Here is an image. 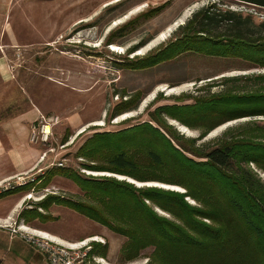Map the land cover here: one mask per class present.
I'll list each match as a JSON object with an SVG mask.
<instances>
[{
	"label": "rangeland",
	"instance_id": "1",
	"mask_svg": "<svg viewBox=\"0 0 264 264\" xmlns=\"http://www.w3.org/2000/svg\"><path fill=\"white\" fill-rule=\"evenodd\" d=\"M149 2L152 1L0 0V116H6L5 120L32 109L59 117L49 146L41 147L46 153V163L36 171V178L40 175L45 177L50 168L58 167L56 164L61 162V168H72L85 177H113L131 184L135 182L137 185H133L137 188L157 187L183 193L184 190L176 185L138 183L107 172L89 171L83 167L87 162L77 158L76 152L94 133L115 132L148 121L149 113L160 106L186 105L193 103L196 97H208L227 89L249 91L257 84L261 85L254 77L264 74V68L236 58L184 54L149 69H129L127 65L132 61L155 53L179 37L182 31L178 28L192 16L167 15L175 8H180L182 12L184 4L177 0L160 4L162 6L156 13ZM211 4L221 12L229 10L239 15H249L254 25L264 21V9L234 0H206L203 7ZM139 10L143 11L141 15H130L132 11ZM192 11L193 8H189L184 13ZM160 31L165 32L158 34ZM167 31L169 37L164 42L152 43ZM113 46L118 50L113 51ZM140 51L142 53L138 54ZM162 88L177 91L168 94ZM137 92L142 96L136 109L126 113L132 114L131 117L125 120L121 118L126 114L110 117L117 103ZM163 119L183 138L196 139L200 134V131L189 129L165 115ZM252 122L264 125V116L225 123L196 142L195 146L212 148L219 139L226 138L224 134L227 131L247 128V123ZM179 125L188 132H183ZM67 132V141L62 144ZM48 148L52 151L46 152ZM250 167L264 182V172L254 165ZM28 191L29 198L24 200L19 210V215L22 213L24 218H17V224L13 227L22 225L50 236L58 234L62 238H56L64 242L80 243L81 252L86 253L85 264L87 261L96 264L89 253L95 247L97 251L106 248V255L99 257L108 264H121L120 249L125 238L68 208L56 205L47 209L38 208V204L48 195L83 200L82 192L73 182L62 176H54L45 188L38 189L35 183ZM28 191L23 190L16 197H26ZM12 196L10 194L0 199V210ZM186 200L197 206L192 200ZM154 210L169 219L159 209ZM37 213L43 218L36 217ZM25 219L27 224L23 222ZM2 237L7 238V235L0 232V240ZM14 242L21 254L20 261L16 260L15 264H46L43 255L26 246L18 236ZM0 248L4 251L0 255L6 254L5 247L0 245ZM150 252L151 249H147L141 257L125 264H150L147 258Z\"/></svg>",
	"mask_w": 264,
	"mask_h": 264
},
{
	"label": "trees",
	"instance_id": "2",
	"mask_svg": "<svg viewBox=\"0 0 264 264\" xmlns=\"http://www.w3.org/2000/svg\"><path fill=\"white\" fill-rule=\"evenodd\" d=\"M235 1L264 9V0ZM178 29L182 31L179 37L127 67L145 70L184 54H196L236 58L264 68V21L254 25L249 15L221 12L211 4ZM254 79L261 85L249 91L227 89L193 98L190 104L160 106L149 113L148 121L115 132L94 133L76 152L89 171L138 183L176 185L183 193L137 188L113 177H85L72 168L54 166L45 177L40 175L35 182L0 193V198L28 191L35 183L43 189L51 178L62 176L79 188L83 200L48 195L38 208H68L125 238L121 264L141 257L147 249H151L150 264H264V182L250 167L264 172V125L247 123V128L227 131L226 138L212 148L195 146L225 123L264 116V75ZM141 96L137 92L117 103L110 117L134 111ZM163 115L200 134L196 139L183 138ZM68 136L67 132L62 144ZM35 215L43 218L40 213ZM23 216L21 213L18 220ZM23 222L28 223L27 219ZM89 253L103 257L106 248L97 251L95 247Z\"/></svg>",
	"mask_w": 264,
	"mask_h": 264
},
{
	"label": "crops",
	"instance_id": "3",
	"mask_svg": "<svg viewBox=\"0 0 264 264\" xmlns=\"http://www.w3.org/2000/svg\"><path fill=\"white\" fill-rule=\"evenodd\" d=\"M151 1L152 2L149 3L151 4V6H154L151 7L153 11L155 9L160 8L162 6L160 4L163 3L165 4V2H169L173 0H164V1L151 0ZM177 1H179V3L183 2L184 4L182 7V12L180 11V8H175V11L172 9L168 11L167 15H195L197 11L203 7L204 3H206V0H177ZM157 2H161V3H157ZM189 8H193V11L191 13H184V11ZM142 12L143 11L141 10L132 11L130 15H141ZM159 14H155V15H159ZM162 32L165 31H160L158 34ZM168 37H169V32L167 33L166 39ZM165 40L162 39L158 41L157 44L159 43L161 44ZM39 113L41 112H39L38 110L31 109L25 113L18 114L13 116L12 118H8L6 120L0 121V182L11 180L14 176L22 173L34 174L39 168L44 167V163H46L45 159L43 161L40 160V156L43 153V149H41V147H34L30 145L28 142L30 124L38 117ZM25 120H27V122H25ZM20 192L22 191L13 193V196L10 197L11 199L9 198L10 200L4 203L5 206L0 210V219L5 220V222L11 225L17 224L16 219L19 216V212H20L19 210L22 206V203L25 202L24 200L28 199L27 197L25 198L23 196L16 197ZM28 194H30L29 191L27 192L26 195ZM0 199H5V198L3 197ZM0 232L7 235V238L2 237L0 240V245L5 247V252H6V254L0 255V264H10V263L15 264L14 262L16 260L20 261L21 259L20 250L18 246L16 247V245H14L15 243L14 240L18 235H13L8 230L0 229ZM55 237H61V236L55 234ZM20 240L23 241V243L31 249V247L27 243H25L23 239L20 238ZM0 252L1 253L4 252L2 251V248H0Z\"/></svg>",
	"mask_w": 264,
	"mask_h": 264
},
{
	"label": "built area",
	"instance_id": "4",
	"mask_svg": "<svg viewBox=\"0 0 264 264\" xmlns=\"http://www.w3.org/2000/svg\"><path fill=\"white\" fill-rule=\"evenodd\" d=\"M58 124L59 117L56 115L39 113L38 117L29 127V144L35 147H48L53 136V130ZM47 151L50 152L52 149L48 148ZM44 156L46 157V153H43L41 160H44ZM56 166L62 167V163L58 162ZM36 176V173H22L14 176L11 180L2 181L0 182V193L35 182ZM29 195H26V197ZM13 226L15 224L11 225L5 222V220L0 219V229L8 230L11 234L18 235L33 250L41 253L47 264H85L86 253L81 252L82 247L79 246L80 243L71 244L50 236L45 232L28 229L22 225ZM93 260L96 264H108L99 256L96 257V255H93ZM86 264H89V261Z\"/></svg>",
	"mask_w": 264,
	"mask_h": 264
},
{
	"label": "bare ground",
	"instance_id": "5",
	"mask_svg": "<svg viewBox=\"0 0 264 264\" xmlns=\"http://www.w3.org/2000/svg\"><path fill=\"white\" fill-rule=\"evenodd\" d=\"M177 25V24H176ZM171 30H169V32H170ZM168 32V31H167ZM166 37H167V33H163V34H161L159 37H158V39H156V41H154V42H152L153 44H155V43H157L158 41H160V40H162V39H166ZM153 44H151L152 46H153ZM150 46V45H149ZM148 46V47H149ZM112 50L113 51H116V50H118V47H116V46H113V48H112ZM142 53V51H140V52H138V54H141ZM161 90H163V91H165V92H167L168 94H172V93H175L176 91H177V89H172V90H169L168 88H162ZM147 100H145L144 102H143V104L142 105H144V103L146 102ZM143 108V107H142ZM141 108V109H142ZM132 116V114H126L124 117H122L121 118V120H125V119H127V118H129V117H131ZM174 124H176L175 122H174ZM178 125V124H177ZM179 127H180V129L183 131V132H185V133H187L188 131H187V129L186 128H184V127H181L180 125H179ZM47 131H48V129H47ZM215 133V132H214ZM135 183V182H134ZM137 185V184H136ZM139 185V184H138ZM159 186H164V187H167L168 188V186H165V185H160L159 184ZM170 188V187H169ZM77 247H79L78 245H77Z\"/></svg>",
	"mask_w": 264,
	"mask_h": 264
},
{
	"label": "water",
	"instance_id": "6",
	"mask_svg": "<svg viewBox=\"0 0 264 264\" xmlns=\"http://www.w3.org/2000/svg\"><path fill=\"white\" fill-rule=\"evenodd\" d=\"M133 184H135V183H133ZM136 185V184H135ZM145 186H147V185H145ZM153 186H156V185H153ZM163 188V187H162Z\"/></svg>",
	"mask_w": 264,
	"mask_h": 264
}]
</instances>
